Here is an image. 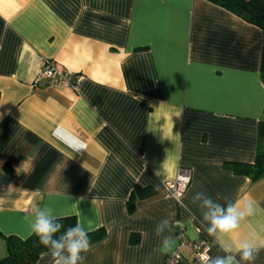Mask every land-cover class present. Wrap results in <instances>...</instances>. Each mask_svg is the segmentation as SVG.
I'll return each mask as SVG.
<instances>
[{
    "label": "crops",
    "instance_id": "crops-1",
    "mask_svg": "<svg viewBox=\"0 0 264 264\" xmlns=\"http://www.w3.org/2000/svg\"><path fill=\"white\" fill-rule=\"evenodd\" d=\"M262 44L259 27L207 0H0V258L45 205L104 231L83 264H164L180 227L223 255L197 192L251 201L239 236H264V177L228 165L258 150ZM43 59L76 89L35 82ZM180 168L179 203L164 183ZM163 219L167 253L154 231ZM33 264L53 262L44 251ZM177 264L195 262L183 251Z\"/></svg>",
    "mask_w": 264,
    "mask_h": 264
},
{
    "label": "clouds",
    "instance_id": "clouds-1",
    "mask_svg": "<svg viewBox=\"0 0 264 264\" xmlns=\"http://www.w3.org/2000/svg\"><path fill=\"white\" fill-rule=\"evenodd\" d=\"M68 139L74 148L85 149L80 139L74 136ZM197 202L202 209L203 220L207 222L208 235L219 242V251L224 253L212 256L209 250H205L199 256L201 264H253L256 255L264 249V236L250 231L240 237L238 230L242 221L255 214L254 204L248 200L220 204L204 192H197L192 197V203ZM62 218L52 207H36L30 219V231L48 250L53 264H83L82 254L87 253L91 246L88 232L79 222L61 232L64 228L60 222ZM154 231L157 237H162L161 251H170L174 240L165 235L170 231L169 221L161 220ZM226 238L230 242L226 243Z\"/></svg>",
    "mask_w": 264,
    "mask_h": 264
},
{
    "label": "trees",
    "instance_id": "trees-1",
    "mask_svg": "<svg viewBox=\"0 0 264 264\" xmlns=\"http://www.w3.org/2000/svg\"><path fill=\"white\" fill-rule=\"evenodd\" d=\"M207 1L225 8L244 21L259 27L264 32V0ZM261 69L264 71V44H262L261 51ZM228 165L236 172L247 175L251 180L264 177V123L261 122L259 125V146L254 161L247 164L230 162ZM60 222L64 225V228L61 229V232H63L68 227L75 226L76 218L73 215L63 216ZM88 235L90 243H93L103 237L104 231L98 228L95 231L88 232ZM5 248L6 255L0 258V264H33L42 252L48 251L32 233L24 239L14 236L7 237Z\"/></svg>",
    "mask_w": 264,
    "mask_h": 264
},
{
    "label": "built area",
    "instance_id": "built-area-1",
    "mask_svg": "<svg viewBox=\"0 0 264 264\" xmlns=\"http://www.w3.org/2000/svg\"><path fill=\"white\" fill-rule=\"evenodd\" d=\"M67 72L56 67L55 62L51 59L41 60V68L35 78V82L44 80L49 86L60 85L73 86L67 76ZM189 184V171L186 168H180L176 176L164 183L165 195L180 203L181 197ZM210 245L204 238H189L182 227L176 232V245L174 249L165 257L164 264H177L182 258V252L187 251L195 264H201L199 256L205 250H209Z\"/></svg>",
    "mask_w": 264,
    "mask_h": 264
}]
</instances>
